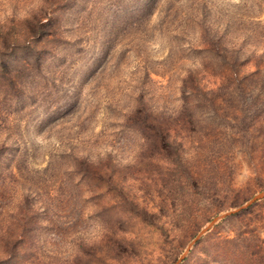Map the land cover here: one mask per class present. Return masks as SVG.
<instances>
[{
  "label": "rangeland",
  "instance_id": "obj_1",
  "mask_svg": "<svg viewBox=\"0 0 264 264\" xmlns=\"http://www.w3.org/2000/svg\"><path fill=\"white\" fill-rule=\"evenodd\" d=\"M261 192L264 0H0V264H177Z\"/></svg>",
  "mask_w": 264,
  "mask_h": 264
},
{
  "label": "trees",
  "instance_id": "obj_2",
  "mask_svg": "<svg viewBox=\"0 0 264 264\" xmlns=\"http://www.w3.org/2000/svg\"><path fill=\"white\" fill-rule=\"evenodd\" d=\"M151 130L162 135L160 127ZM150 138L155 142L154 133L150 134ZM253 208L250 207L216 227L210 241L212 256L208 260L204 256V264H264V222L262 219L255 225L246 222L249 220L246 216ZM235 220H238L237 223L228 230L232 234L220 232V228L227 227V222L232 224Z\"/></svg>",
  "mask_w": 264,
  "mask_h": 264
},
{
  "label": "water",
  "instance_id": "obj_3",
  "mask_svg": "<svg viewBox=\"0 0 264 264\" xmlns=\"http://www.w3.org/2000/svg\"><path fill=\"white\" fill-rule=\"evenodd\" d=\"M264 198V192H261L259 194H257L256 196H254L250 201H248L247 203L235 208V209H232V210H229V211H226L224 212L223 214H221L220 216H218L217 218H215L207 227H205L201 232H199L197 234V236L193 239V241L190 243V245L188 246V249L187 251L180 257V259L178 260L177 264H180L184 258L186 257V255L188 254V252H190V250L195 246V244H197L202 236L210 229L214 226V224L219 220V219H224V218H228L230 216H233L237 213H240L246 209H248L252 204H254L255 202L261 200Z\"/></svg>",
  "mask_w": 264,
  "mask_h": 264
}]
</instances>
